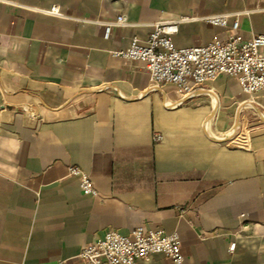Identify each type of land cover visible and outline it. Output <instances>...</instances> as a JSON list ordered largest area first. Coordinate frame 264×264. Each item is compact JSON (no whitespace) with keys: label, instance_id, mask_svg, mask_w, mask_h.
<instances>
[{"label":"crops","instance_id":"0c3cea01","mask_svg":"<svg viewBox=\"0 0 264 264\" xmlns=\"http://www.w3.org/2000/svg\"><path fill=\"white\" fill-rule=\"evenodd\" d=\"M218 14L264 35V0H0V264H78L141 226L177 233L182 264H264V91L226 75L187 99L150 91L144 63L112 56L180 18L176 47L223 40L203 21Z\"/></svg>","mask_w":264,"mask_h":264},{"label":"built area","instance_id":"2783aa9c","mask_svg":"<svg viewBox=\"0 0 264 264\" xmlns=\"http://www.w3.org/2000/svg\"><path fill=\"white\" fill-rule=\"evenodd\" d=\"M47 12L60 15L57 6ZM185 20L188 18L157 22L147 41L135 37L126 49L114 51L112 56L144 63L150 76V91L171 84L187 99L220 75L237 79L243 92L251 96L264 91V35L246 40L240 33L238 16L211 15L203 21L212 26L229 28L228 36L205 46L178 48L174 37ZM127 25V18L121 15L106 26L109 32L114 26ZM154 140L160 142L163 136L156 134ZM69 175L79 179L85 195L98 196L91 176L84 169L71 166ZM235 247L236 244H232L230 251H234ZM156 254L171 259L175 264H182L184 257L180 236L143 226L133 229L129 235L109 230L82 249L78 264H141Z\"/></svg>","mask_w":264,"mask_h":264}]
</instances>
